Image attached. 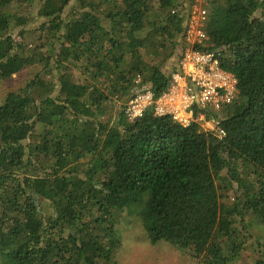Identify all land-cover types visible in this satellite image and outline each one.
Listing matches in <instances>:
<instances>
[{
	"label": "trees",
	"instance_id": "trees-1",
	"mask_svg": "<svg viewBox=\"0 0 264 264\" xmlns=\"http://www.w3.org/2000/svg\"><path fill=\"white\" fill-rule=\"evenodd\" d=\"M203 1V49L239 91L206 112L221 138L124 114L170 85L195 0H0V83L38 68L0 103V264H118L130 218L199 264L248 248L264 223V0Z\"/></svg>",
	"mask_w": 264,
	"mask_h": 264
},
{
	"label": "built area",
	"instance_id": "built-area-1",
	"mask_svg": "<svg viewBox=\"0 0 264 264\" xmlns=\"http://www.w3.org/2000/svg\"><path fill=\"white\" fill-rule=\"evenodd\" d=\"M206 6L193 3L189 10L185 48L177 69L170 74V85L158 96L151 90L137 91L125 103L128 121L140 118L149 108L155 116H170L176 123L189 126L198 123L204 130L225 135L220 117H206V112L219 114L238 95L236 77L221 69L217 49L205 50L208 37L201 29ZM220 116V115H219Z\"/></svg>",
	"mask_w": 264,
	"mask_h": 264
},
{
	"label": "rangeland",
	"instance_id": "rangeland-1",
	"mask_svg": "<svg viewBox=\"0 0 264 264\" xmlns=\"http://www.w3.org/2000/svg\"><path fill=\"white\" fill-rule=\"evenodd\" d=\"M194 3L201 7L205 6L203 0H195ZM37 70L36 67L28 68L1 82L0 103L4 101L7 91L23 87L34 77ZM257 235L264 236V223L255 221L248 238V248L231 264H254L259 249L255 243ZM121 237V247L117 254L118 264H199V260L188 251H180L165 242L150 244L142 226L135 218H130L126 225L121 227Z\"/></svg>",
	"mask_w": 264,
	"mask_h": 264
}]
</instances>
